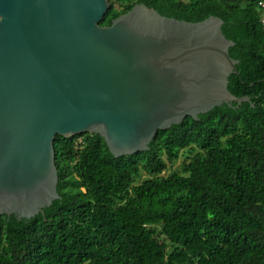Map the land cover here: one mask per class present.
Listing matches in <instances>:
<instances>
[{
  "label": "trees",
  "instance_id": "obj_1",
  "mask_svg": "<svg viewBox=\"0 0 264 264\" xmlns=\"http://www.w3.org/2000/svg\"><path fill=\"white\" fill-rule=\"evenodd\" d=\"M188 22L222 19L234 42L222 104L114 158L94 133L56 135L60 196L32 218L0 216V264H264V26L257 0H109ZM182 151L180 172L164 175ZM146 179L135 183L141 173Z\"/></svg>",
  "mask_w": 264,
  "mask_h": 264
},
{
  "label": "water",
  "instance_id": "obj_2",
  "mask_svg": "<svg viewBox=\"0 0 264 264\" xmlns=\"http://www.w3.org/2000/svg\"><path fill=\"white\" fill-rule=\"evenodd\" d=\"M109 0H0V216L32 218L59 199L54 139L101 136L114 158L158 130L249 101L223 21L188 22L135 4L100 25Z\"/></svg>",
  "mask_w": 264,
  "mask_h": 264
},
{
  "label": "rangeland",
  "instance_id": "obj_3",
  "mask_svg": "<svg viewBox=\"0 0 264 264\" xmlns=\"http://www.w3.org/2000/svg\"><path fill=\"white\" fill-rule=\"evenodd\" d=\"M184 2H187L188 0H182ZM186 151H182L179 158L172 163H167V169L164 173V175H167L173 171H178L180 172L182 170V162L186 159ZM146 179V175L142 172L138 178L135 179V183H140Z\"/></svg>",
  "mask_w": 264,
  "mask_h": 264
},
{
  "label": "built area",
  "instance_id": "obj_4",
  "mask_svg": "<svg viewBox=\"0 0 264 264\" xmlns=\"http://www.w3.org/2000/svg\"><path fill=\"white\" fill-rule=\"evenodd\" d=\"M257 6L261 9V23L264 26V0H257Z\"/></svg>",
  "mask_w": 264,
  "mask_h": 264
}]
</instances>
